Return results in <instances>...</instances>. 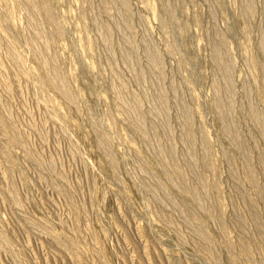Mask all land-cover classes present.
<instances>
[{"label":"rangeland","instance_id":"374dc122","mask_svg":"<svg viewBox=\"0 0 264 264\" xmlns=\"http://www.w3.org/2000/svg\"><path fill=\"white\" fill-rule=\"evenodd\" d=\"M0 264H264V0H0Z\"/></svg>","mask_w":264,"mask_h":264}]
</instances>
